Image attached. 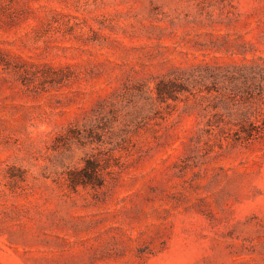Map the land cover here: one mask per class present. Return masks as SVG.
Listing matches in <instances>:
<instances>
[{
	"label": "rangeland",
	"instance_id": "1",
	"mask_svg": "<svg viewBox=\"0 0 264 264\" xmlns=\"http://www.w3.org/2000/svg\"><path fill=\"white\" fill-rule=\"evenodd\" d=\"M262 84L264 0H0V264H264Z\"/></svg>",
	"mask_w": 264,
	"mask_h": 264
},
{
	"label": "trees",
	"instance_id": "2",
	"mask_svg": "<svg viewBox=\"0 0 264 264\" xmlns=\"http://www.w3.org/2000/svg\"><path fill=\"white\" fill-rule=\"evenodd\" d=\"M257 101L264 105V84H262L256 92ZM259 122H250L241 126V132L244 137L260 138L264 137V112L260 113ZM68 185L71 188L82 185L99 186L102 185L103 173L99 163L95 159H85L84 165L79 169H70L67 171Z\"/></svg>",
	"mask_w": 264,
	"mask_h": 264
}]
</instances>
